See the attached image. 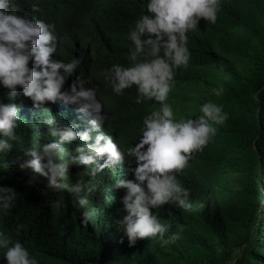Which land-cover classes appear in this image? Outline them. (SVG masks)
Wrapping results in <instances>:
<instances>
[{
  "label": "trees",
  "instance_id": "trees-1",
  "mask_svg": "<svg viewBox=\"0 0 264 264\" xmlns=\"http://www.w3.org/2000/svg\"><path fill=\"white\" fill-rule=\"evenodd\" d=\"M34 3L10 0L8 10L53 26L57 51L52 59L80 60L62 90H69L77 77L86 81L85 87L96 88L107 117L100 131L126 152L139 142L144 118L159 104L143 97L137 103L135 86L115 94L103 73L113 64L128 65L134 45L127 37L137 19L147 14L148 0H38V11H33ZM187 37L190 60L175 70L167 103L177 120L198 118L208 101L221 105L229 118L214 125L215 135L177 174L189 190L193 210L171 203L152 210L171 225L163 239L179 232L175 243L162 244L157 236L132 246L117 223L128 213L126 190L114 185L134 179L125 177L130 157L94 178L88 172L95 165L70 166L62 183L71 187L84 180L96 185L87 194V210L93 215L86 226L81 219L86 209L74 204L85 193H54L47 178L14 165L6 168L22 148L60 143L51 136L47 119L77 132L86 130L91 119L60 100L36 108L18 88L11 101L20 109L17 138L10 141L11 151L0 153V187H12L18 196L9 210L0 208V232L21 242L38 264H264V0H219L216 22L201 20ZM220 87L222 95L215 96L213 89ZM8 95L0 84V103L10 102ZM78 146L79 139L62 144L64 159ZM99 160L104 163L107 156ZM0 264H7L2 248Z\"/></svg>",
  "mask_w": 264,
  "mask_h": 264
},
{
  "label": "clouds",
  "instance_id": "clouds-1",
  "mask_svg": "<svg viewBox=\"0 0 264 264\" xmlns=\"http://www.w3.org/2000/svg\"><path fill=\"white\" fill-rule=\"evenodd\" d=\"M9 5L10 0H0V84L8 90L10 101L0 103V136L3 137L0 138V153L11 151L10 141L17 138L20 109L11 101L18 95V88L36 108L60 100L76 106L91 119L82 132L67 124L57 127L54 118L47 119L45 123L51 136L58 137L60 143L46 142L38 150L22 148L5 167L18 166L21 171L31 170L47 178V187L54 193L64 190L85 193L74 204L86 209L81 214L82 224L86 226L93 215L87 210V194L94 192L96 185L84 180H78L71 187L62 183L70 166L95 165L88 172L94 178L110 166L124 164L126 157H130L125 177L131 174L134 179H121L114 185L126 190L123 204L128 213L117 223L132 246L137 240L157 236L162 244L175 243L180 239L179 232L163 239L171 225L161 222L152 210L169 203L185 211L193 210L189 190L182 186L177 174L183 172L192 154L215 135L214 125L223 124L229 117L221 105L208 101L200 108L202 115L198 118L177 120L167 100L174 86L175 70L187 67L190 60L187 33L194 31L201 20L216 22L219 0H148L147 14L137 19L127 37L134 45L127 57L128 65L113 64L104 70L103 75L115 94L122 95L135 86L137 103H141L140 97H143L159 104L144 118L139 142L126 152L111 135L100 131L107 117L102 115L103 105L97 98L96 88L85 87L86 81L77 77L69 90H62L67 78L79 67L80 60L52 59L57 51L53 26L19 15L15 10L9 11ZM33 11H38V0L33 4ZM223 91V87L213 89V94L220 96ZM77 139L82 146L65 160V148L61 145ZM93 140L94 143H90ZM103 156H107V160L100 163L99 158ZM17 196L14 188L0 187V208L9 210ZM0 248L4 249L7 264H38L21 242H13L3 232H0Z\"/></svg>",
  "mask_w": 264,
  "mask_h": 264
}]
</instances>
